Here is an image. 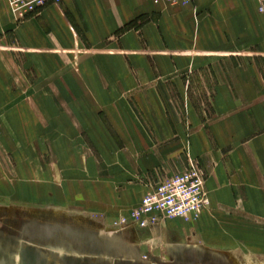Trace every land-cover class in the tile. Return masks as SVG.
<instances>
[{"label": "crops", "instance_id": "1", "mask_svg": "<svg viewBox=\"0 0 264 264\" xmlns=\"http://www.w3.org/2000/svg\"><path fill=\"white\" fill-rule=\"evenodd\" d=\"M63 75L71 78L68 88L59 80ZM34 85L41 92L87 94L86 101L66 105L59 96L45 112L39 107L37 119L8 117L18 125L14 134L30 143L48 141V125L81 126L80 139L67 136L62 143L69 156L52 147L74 168L72 150L86 155L87 188L70 190L87 212L114 214L110 220L127 214L148 184L195 157L208 172L215 215L198 221L197 232L214 219L221 232L210 238L224 242L220 206L232 211L238 229L241 222L251 229L264 221V0H63L24 19L0 0V106L8 110L7 95ZM193 89L209 99L206 118ZM168 92L180 99V109L170 108ZM21 103L30 111L25 95ZM64 109L71 116L63 117ZM175 223L187 224L168 219L144 229L130 223L127 230L159 247L183 235Z\"/></svg>", "mask_w": 264, "mask_h": 264}, {"label": "rangeland", "instance_id": "2", "mask_svg": "<svg viewBox=\"0 0 264 264\" xmlns=\"http://www.w3.org/2000/svg\"><path fill=\"white\" fill-rule=\"evenodd\" d=\"M29 78L31 79L30 76ZM59 80L62 86L68 88L71 78L63 75ZM49 85L50 82H47L45 88H49ZM34 86L25 94L15 92L11 94L12 98L7 95V99H11L8 110L0 106V263H7V258L18 257L20 251L28 250L44 260L45 264H67L77 260L96 264L108 259L112 264H126L136 257L141 260L174 264L182 262V259L189 264H264V221H255L251 229H247L245 223L241 222L243 227L238 229L237 225H231L233 222L236 224L230 217L232 211L228 208L223 210L220 206L219 212L226 213L225 223H222L224 242L210 238L212 234L221 232L218 222H214V219L209 222L205 232L196 231L198 221L208 212L212 213L209 221L214 215L206 189L208 172L199 158L187 157L184 167L175 174L189 167L201 172L208 197V210L203 217L199 215L190 220L176 218L187 222L181 226L178 223L174 224L173 227L182 230L183 234L179 235L177 241L171 238L174 240L157 247L149 241L137 238L135 234L132 235L136 230L134 228L127 230L130 223L118 224L116 220L119 215L110 220L114 214L106 215V212H101L97 215L87 212L85 205H81L84 202L80 200L81 203L78 205L79 199L75 197L76 194L73 195L74 191L70 190L77 188L75 191L82 194L84 190L81 187L87 188L85 184L92 175L90 176L85 167L86 155L78 152L77 148L72 150L78 160L74 168L73 162L68 158L55 157L52 147V143H55L62 156H69L68 149L62 143H65L63 141L67 136L80 139L84 132L81 126L48 125L46 128L48 141L40 142L36 137V140L32 139L30 143L14 134L17 124H9L10 114L16 118L37 119L41 115L39 107L45 112L47 110L45 107L58 100L59 96L60 101L66 103L74 100L86 101L87 94L41 92V85ZM191 92L192 99L196 105H201L200 112L206 118L210 113L209 99L196 89ZM24 95L30 111L27 110V106L25 109L22 108L21 100ZM164 95L169 99L167 102L170 108L174 105L176 109H180V99L176 94L168 92ZM33 111L35 114L29 115ZM63 112L64 114H61L63 117L71 116L67 109ZM35 122V126L38 127V121ZM20 127L24 130L25 126L20 124ZM28 127L32 128L31 125ZM38 144H41L42 153L39 152L41 150ZM159 182L148 184V190L143 196L151 186ZM174 228L172 229L175 230Z\"/></svg>", "mask_w": 264, "mask_h": 264}, {"label": "built area", "instance_id": "3", "mask_svg": "<svg viewBox=\"0 0 264 264\" xmlns=\"http://www.w3.org/2000/svg\"><path fill=\"white\" fill-rule=\"evenodd\" d=\"M19 18L32 16L49 4L63 0H7ZM154 4L166 2L171 5L188 4L194 0H148ZM208 206L201 172L189 167L187 170L164 178L150 187L137 206L127 214L118 216L120 225L135 224L139 228L156 225L168 219L190 220L197 218Z\"/></svg>", "mask_w": 264, "mask_h": 264}, {"label": "water", "instance_id": "4", "mask_svg": "<svg viewBox=\"0 0 264 264\" xmlns=\"http://www.w3.org/2000/svg\"><path fill=\"white\" fill-rule=\"evenodd\" d=\"M8 260V261H7ZM7 263L6 262H1L0 264H45L44 260H42L40 257H38L36 254H34L31 251L24 250L20 251L18 257L17 256H11L7 258ZM182 259L181 261H178L177 264H189L185 263ZM175 262V261H174ZM181 262V263H180ZM174 264L172 263H166V262H160V261H153V260H145V259H140V258H132L131 262H128L126 264ZM67 264H94L88 261H82V260H77V261H71ZM96 264H112V262L108 260H103L101 262H98Z\"/></svg>", "mask_w": 264, "mask_h": 264}]
</instances>
